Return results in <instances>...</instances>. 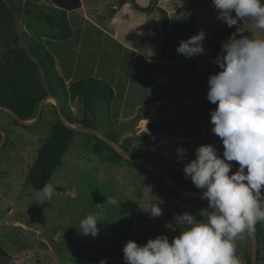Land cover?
Returning a JSON list of instances; mask_svg holds the SVG:
<instances>
[{
  "label": "rangeland",
  "instance_id": "1",
  "mask_svg": "<svg viewBox=\"0 0 264 264\" xmlns=\"http://www.w3.org/2000/svg\"><path fill=\"white\" fill-rule=\"evenodd\" d=\"M85 1L89 6L91 4L94 6L99 1H102L104 8L108 5L106 0ZM128 1L132 2V0ZM120 2L121 0L115 1L116 4ZM210 4L211 0H170L168 8H163L172 15L169 17V23L174 26L178 39L186 40L196 34L201 30L199 27L202 24L208 31V40L215 39L214 44L210 41V43L207 41V44L217 49L216 51H220L221 46L217 48L216 40L224 37L222 34L224 22L218 19L217 10ZM151 12L153 17L151 35L147 34L146 37L150 41L148 46L157 53L160 50L159 46L163 45V34L159 22L160 12L157 7ZM11 20L9 9L0 11V59L2 52L6 51V43L12 42L14 38V29L10 28L12 27ZM257 34L264 35V32ZM205 46L207 45L203 42V47L206 48ZM216 51L211 50L207 54V60L201 63L202 69L206 70L204 77L200 76L201 82L206 84L204 85L206 91L201 95V99L207 100L209 75L218 71L217 65L212 62L216 57ZM93 55L97 56V54ZM126 56L127 64L120 62L117 69L110 64L109 57H103L99 65L96 64L94 58H89L84 65L85 73L93 74V77L101 78L110 85L116 83L111 107L115 118L118 115L117 104L121 103L129 73L125 65H131L130 56L128 54ZM190 77H195V74H191ZM33 79L38 80L36 76ZM192 88H194L193 85ZM158 99L162 102L163 98L159 96ZM194 102L195 100H192L187 104L192 105ZM49 103L52 106L46 104L37 122L31 125L15 122L9 112L0 110V128L7 135L5 145L0 149V189L6 198L17 207V211L3 225L5 216L11 209L0 197V242L3 248L12 253V258H5L2 264H57L55 257L49 252L34 251L21 255L13 254L32 248L54 249L63 264H118L108 257L116 256L125 262L123 246L129 239L135 240L138 244H145L149 238L165 234L171 242L174 236L179 235V228L175 227L174 220L177 214L189 212L200 219L202 211L205 213L208 211L206 199H183L168 193L165 195V191L160 187L159 178L153 171H148L133 162L129 163V160L124 157L123 159H112L113 156L109 157L112 153L109 154L106 149H102V146H100L102 151L97 155L94 145L99 139L95 135L79 131L62 156V164L51 178L50 183L56 186L53 198L42 202L37 196L39 191L34 190L27 183L26 178L39 148L45 142L52 124L57 119L54 101L50 100ZM156 104L155 107L159 108L161 115H166L168 119L182 116L187 123L174 132L152 135L148 132L146 125L157 115L153 114L140 120L135 131L136 134L142 131L148 133L147 140L150 142L146 147L163 150L167 157L179 162L181 161L177 157L184 160L185 154L189 153L194 159L196 149L201 144H214L219 154L222 155L223 144L220 138L211 131L212 124L209 115H193L189 110H181L179 107L187 104L178 103L174 107H166V102L163 105L158 102ZM71 108L73 112L82 114L77 100L72 101ZM33 121V119L29 120V122ZM143 121L145 122L142 124ZM195 121L208 128L207 138L199 137V134H194L189 128L188 124ZM133 135V133L124 134L117 142L124 143L131 148L132 143L129 144L125 139L126 136ZM186 135L192 140L177 142L182 139L181 137H187ZM188 159L186 163L190 162L191 157ZM231 163L233 164L231 171L235 172L238 164ZM112 199L119 203L111 204L109 201ZM153 202L159 203L162 208L161 216L152 217L146 211ZM97 212L100 213L101 220L98 222V235L92 237L81 234L80 221L89 213ZM235 245L236 256L240 264H247L246 254L251 255L252 253L251 234L246 233L242 239L238 238Z\"/></svg>",
  "mask_w": 264,
  "mask_h": 264
},
{
  "label": "clouds",
  "instance_id": "2",
  "mask_svg": "<svg viewBox=\"0 0 264 264\" xmlns=\"http://www.w3.org/2000/svg\"><path fill=\"white\" fill-rule=\"evenodd\" d=\"M210 6L229 27H243L221 43L224 38L216 40L221 48L212 62L219 71L208 78L207 100L216 105L211 131L222 141V155L214 144H201L183 169L208 201V211L200 219L189 212L177 214L179 235L171 242L165 234L145 244L129 239L123 246L126 264H240L235 241L264 223V35L257 34L264 32V0H211ZM205 37L200 30L182 39L177 53L186 59L205 53ZM231 162L238 164L235 172ZM55 191L54 184H45L37 196L50 201ZM146 211L152 217L163 214L155 202ZM99 217L97 212L83 218L81 234L96 237Z\"/></svg>",
  "mask_w": 264,
  "mask_h": 264
},
{
  "label": "trees",
  "instance_id": "3",
  "mask_svg": "<svg viewBox=\"0 0 264 264\" xmlns=\"http://www.w3.org/2000/svg\"><path fill=\"white\" fill-rule=\"evenodd\" d=\"M74 1H77L75 4L77 6L78 0ZM162 1L150 0V5L154 4L160 12L159 22L163 34L162 54H165L169 42L170 19L166 9L160 5ZM69 2L70 0H0V11L10 10L12 19V27L10 26V28L14 29V38L12 42L6 43V51L2 52L0 59V106H6L21 118L30 120L36 116L40 101L48 93L42 85L38 66L30 59L26 50L19 43V34L15 29V19L16 16H19L24 39L43 64L50 91L59 101L69 123L95 128L114 141H119V137L124 134L133 133V136H126L125 139L129 144L132 143V147L130 148L123 143L121 145L124 149L133 156L142 158L166 171L168 176L183 190L190 193H201V190L193 185L190 178H185L183 171L185 165L182 162L167 157L161 150L146 147L150 142L147 140L148 133L146 131L136 134L135 129L139 121L147 115L156 114L161 119H164L166 115H161L162 112L152 106H142L139 113L133 118L125 121L119 120L111 112L115 91L108 82L98 77H85L74 80L67 85L65 77L59 74L53 51L48 42L65 41L72 36L73 28L65 6ZM238 26L229 27L223 23V38L227 40L230 35L235 33ZM218 52L219 50L216 51V56ZM35 76L38 80L33 79ZM76 100L79 102L81 115L73 112L71 108L70 102ZM179 107L181 110H189L193 115L205 114L210 116L211 110L215 109L216 105L205 99L197 98L192 105L187 104ZM15 122L17 121L15 120ZM188 125L194 134H199L201 138L208 137V128L199 122H191ZM76 133L77 131L64 124L57 115L48 137L39 148L38 154L27 173L26 181L34 190L40 191L45 184L50 183L54 172L62 164V156ZM1 136L0 132V140ZM97 138L99 141L94 145L97 155L104 148L109 154L112 153L109 155V157L113 156L112 159H123L120 153L116 152L101 138ZM135 143L138 145H134ZM156 176L159 178L160 187L165 191V195L168 193L171 196L182 198L164 179L159 175ZM255 232L258 243L257 262L264 264V223H257ZM5 258H12V254L3 248L0 242V264ZM246 260L247 264H252L250 254H246Z\"/></svg>",
  "mask_w": 264,
  "mask_h": 264
},
{
  "label": "crops",
  "instance_id": "4",
  "mask_svg": "<svg viewBox=\"0 0 264 264\" xmlns=\"http://www.w3.org/2000/svg\"><path fill=\"white\" fill-rule=\"evenodd\" d=\"M115 1L106 0L108 5L105 8L102 1L89 6L85 0H78L79 4L76 7L77 1L70 0L71 3L65 5L73 28L72 36L65 41H49L48 45L53 51L56 68L59 74L65 77L66 83L93 77V74L85 73L84 65L89 58H94L96 64L99 65L103 57H109L110 64L117 69L120 62L127 64L126 54H128L131 65H125L129 73L121 103L117 104V119L125 121L133 118L142 106H152L159 110L155 107L156 102L161 101L158 99L159 96L163 98L160 105L166 102V107H174L178 103L187 104L189 101L200 98L206 91L204 87L206 84L200 80L201 62L205 61L203 58H207L211 50L213 52L216 50L207 44L209 41L214 44L215 39L208 40L205 25L200 24L201 27H199L206 33L203 41L207 45L205 53L190 59L178 54L176 49L182 38L178 39L174 26L170 23L166 53L162 54V45L156 53L148 46L150 41L146 37L147 34L151 35L152 12L138 10L134 6V0L132 2L121 0L119 5ZM135 1L143 6L150 5V0ZM169 2L170 0H163L160 5L167 9ZM169 17H172L171 13ZM191 74H195V77H190ZM115 84H111L114 91L116 90ZM48 105L52 106L51 103ZM152 115L149 114V116ZM153 118L159 119L160 117L154 116ZM186 136L181 137L182 139L177 142L192 140L188 135ZM173 151L177 152L176 149ZM190 152L192 153L193 149ZM188 155L192 160L190 153L185 154L184 160L181 157L177 158L183 164H187L186 159L190 158Z\"/></svg>",
  "mask_w": 264,
  "mask_h": 264
},
{
  "label": "water",
  "instance_id": "5",
  "mask_svg": "<svg viewBox=\"0 0 264 264\" xmlns=\"http://www.w3.org/2000/svg\"><path fill=\"white\" fill-rule=\"evenodd\" d=\"M133 3H134V6L138 10L144 11V12L152 11L155 8L154 5L143 6L142 4H139L138 2H136L135 0L133 1ZM233 15H234V13H233ZM15 24H16L15 29H16V31L19 34V43L26 50V52L29 55L30 59L38 66L42 85L48 91V93L40 101L38 109H37L36 116L33 118V120H34L33 122H29V120H25V119L21 118L16 112H14L13 110H11L10 108H8L6 106H0V110H5L6 112H9L11 114V116L18 123H20L22 125H31V124H34L35 122H37V119L39 118L40 113L42 112L44 106L46 104H48L50 102V100H53L59 119L62 122H64V124H66L68 127H71L75 131L84 132V133L95 135V136L101 138L109 146H111L113 149H115L116 152L120 153L125 159H127V160H129V161L141 166V167L149 169V170L153 171L155 174L161 176L167 183H169V185L176 192H178L181 195V197L183 199H198V198H201V193H190L188 191L183 190L181 187H179L176 184V182L174 180H172L168 176L167 172H165L163 169H161L159 167H156V166L152 165L151 163L146 162L143 159H139V158L133 156L126 149H124L120 143H118L117 141H114L111 138L107 137L106 135H104L99 130H97L95 128L86 127V126H83V125H80V124L79 125H74V124L69 123L66 120L65 116H64V113H63V111L61 109L59 101L52 95V92L50 91L49 81H48V78H47V75H46V71H45V68H44L43 64L38 59V57H36V55L33 53L32 49L30 48V46L28 45V43L24 39L23 28H22L21 20H20L19 16H16ZM184 121H185V119L182 116H178V117H175V118H172V119H154V120H150V121L147 122L146 128L148 129V132H150V134H152V135H160V134H163V133L164 134L165 133H170V132H173V131H175L177 129H180ZM0 132H1V135H2L1 136V140H0V149H1L4 146V144L6 143L7 135L5 134V132L3 130H1V128H0ZM130 134H132V133H130ZM0 197L7 204V206H9L10 209H11L9 211V213L5 216V219H4V222H3L4 223L3 225H5V223L7 222L8 218L15 211H17V207L12 201H10L8 198H6V196L4 195V193H3V191L1 189H0ZM250 234H251V240H252L251 262H252V264H258V262H257V251H258L257 235H256L255 231L251 232ZM34 251L49 252L50 254H52L55 257L57 264H63L62 260L60 259L59 255L57 254V252L54 249H52V248L25 249L23 252L13 253V254H20L21 255V254H24V253L34 252ZM108 258L112 259V260H115L118 264H126L125 262L119 260L116 256H109ZM99 261H103V260H99Z\"/></svg>",
  "mask_w": 264,
  "mask_h": 264
},
{
  "label": "built area",
  "instance_id": "6",
  "mask_svg": "<svg viewBox=\"0 0 264 264\" xmlns=\"http://www.w3.org/2000/svg\"><path fill=\"white\" fill-rule=\"evenodd\" d=\"M225 39L223 40H220L219 42L221 43V41H224ZM208 70V69H207ZM206 73V70L205 68L202 69V73H201V76L204 77V74ZM67 85H69V83H66ZM158 103H160V101H158Z\"/></svg>",
  "mask_w": 264,
  "mask_h": 264
}]
</instances>
